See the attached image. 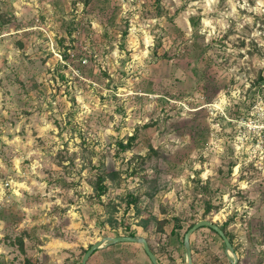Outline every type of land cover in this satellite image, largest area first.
<instances>
[{
  "label": "rangeland",
  "instance_id": "1",
  "mask_svg": "<svg viewBox=\"0 0 264 264\" xmlns=\"http://www.w3.org/2000/svg\"><path fill=\"white\" fill-rule=\"evenodd\" d=\"M85 2L0 0V264H264V0Z\"/></svg>",
  "mask_w": 264,
  "mask_h": 264
},
{
  "label": "trees",
  "instance_id": "2",
  "mask_svg": "<svg viewBox=\"0 0 264 264\" xmlns=\"http://www.w3.org/2000/svg\"><path fill=\"white\" fill-rule=\"evenodd\" d=\"M90 1H93V0H87V2H85V4L88 5V3H90ZM161 2H162V0H156V3H157L158 6L161 5ZM161 9H162V7H161ZM64 57H67V55L64 56ZM256 80H257V83H258V87L260 89L263 88V85H264V75H263L262 72L259 73L258 78ZM136 137H137L136 135L131 136L129 138L127 144H124L123 142H120L119 143V146L122 148L123 151H126V150L130 149L132 147V143L134 142V140L136 139ZM142 162H144V159L141 158V163L140 164H142ZM94 169H95L96 172L92 175V180L90 181V184H91V186L93 188L95 198H97V200L101 204H104L101 199L108 192V184H107V182H109V181H112V182L115 181L118 178L119 174H118V172H116L114 170L110 171L107 168V165H106V163L103 160H99V164L97 166H94ZM207 192H208V188L206 187V188H204V191L202 193L205 194ZM129 198H130V200L128 202L129 203L128 204L129 206L132 203H135V204L138 203V199L134 198L132 195L129 196ZM204 203H205V210H204V214L203 215L204 216H207L211 212V210L213 208H212V204H211V201L210 200H204ZM115 210H116V208H114V210H112V211H115ZM148 216L149 217L145 220V223H144V227H143L144 229H147L149 223L150 222H153V221L156 224V227L155 228H156V230L158 232H163L164 231V228L163 227H165L167 224H170V225L173 224L171 233L174 234V235L175 234H178V232L182 228L181 227L182 226L181 221L176 216H172V218H168V219L167 218H165V219H159V218H157L155 216H152V215H148ZM108 222L111 224V226L113 227V229H115V227L118 226L117 225L118 222L114 218L113 215L110 216ZM114 224H116V225H114ZM194 225L195 224L191 225L190 228H192ZM228 225H229V222H226L223 226H221V229L225 232L226 236L230 239L231 243L233 244V238H232L231 234L230 233H227V227H228ZM207 229H210V228H207ZM188 230H187V232H188ZM211 231L213 233H215L217 236H219L215 231H213V230H211ZM128 236H135V233H130ZM184 237H185V235L182 238L183 242H184ZM219 238H221V237L219 236ZM261 239H262L261 245L264 246V230H263V232L261 234ZM191 241H192V239H190V242ZM125 244L132 245L134 243H121V244L113 245V247H116V246H124ZM19 245H20V247H21V249L23 251L24 250V242L22 240H19ZM193 249L194 248L192 246V250ZM151 250H152V248H151ZM87 251L84 252V256H85V254H86ZM152 252L155 255L157 254L153 250H152ZM27 264H30V263L27 262ZM161 264H163V263H161Z\"/></svg>",
  "mask_w": 264,
  "mask_h": 264
},
{
  "label": "water",
  "instance_id": "3",
  "mask_svg": "<svg viewBox=\"0 0 264 264\" xmlns=\"http://www.w3.org/2000/svg\"><path fill=\"white\" fill-rule=\"evenodd\" d=\"M202 228H210L211 230L215 231L223 240L226 248V256H228L231 264H238L237 259L234 257L232 258L231 255L234 254V247L230 241V239L226 236L225 232L221 229L220 226L217 224L208 221V220H201V222H197L192 228L188 230V232L185 234L184 237V247L186 251V258L187 262L186 264H193V255H192V249H191V236L196 231L202 229ZM121 243H134V244H141L147 254V257H149L152 264H161L156 255L152 252L149 242L143 238V237H137V236H118V237H108L100 242L92 245L90 249L86 252L85 256L82 258V264H87L89 261V257H91L93 254H95L98 250H101L105 247H108L109 245H116Z\"/></svg>",
  "mask_w": 264,
  "mask_h": 264
}]
</instances>
